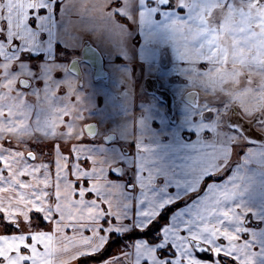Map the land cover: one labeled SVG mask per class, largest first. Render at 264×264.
Segmentation results:
<instances>
[{
	"label": "crops",
	"instance_id": "1",
	"mask_svg": "<svg viewBox=\"0 0 264 264\" xmlns=\"http://www.w3.org/2000/svg\"><path fill=\"white\" fill-rule=\"evenodd\" d=\"M148 1L136 2L135 21H130L127 15L130 13H125L131 2H79L80 13H86L88 18L83 32L77 36L82 43L88 40L100 51L108 79L94 80L90 72L88 75L84 72L85 89L80 88L71 100L76 101L79 109L90 106L92 119L88 121L96 122L105 134L129 137L136 156L132 228H146L165 207L179 204L160 227L154 242L138 237L122 245L123 254L116 251L103 262L90 264H264V128L253 126L257 138L247 132L240 134L237 127H231L234 129L231 132L224 127L200 132L187 128L188 137L172 140L151 141L139 137L159 133L154 114L148 116L151 126L142 118L151 109L163 108L161 100L142 89L143 77L155 78L171 95L173 103L187 93V101H193L197 93L194 88L174 90L169 79L148 74L139 64L135 44L140 42L142 23L151 15L147 12L144 16L146 7L154 4L156 13H161L156 8L157 2ZM62 3L59 0H0V54L15 62L22 61L27 69L41 65L35 57L48 62L55 60L58 47H68L67 40L74 37L73 31L77 33L71 25L74 15L69 13V8L58 11ZM118 15L126 20L118 19ZM152 18L158 19L154 15ZM129 21L131 27L127 26ZM123 38L134 48L125 56L118 51L125 44ZM13 43L16 49L12 48ZM26 52L34 58L24 55ZM65 69L70 84L68 79L64 83L60 80L57 87L65 91L66 104V96L77 84V78L68 70V64ZM86 87L91 91L83 94ZM151 103L154 105L149 107ZM246 112L241 113L244 118L256 120L254 116L248 118ZM177 131L178 128L167 132ZM3 152L10 157L17 156L18 160L3 163L8 171L0 167V214L5 223L18 227L12 232L5 231V223L0 227V264H56L51 230L34 224L31 219L33 211L40 212L48 221V201L43 197L42 188L33 179L27 184L21 183L20 152L16 154L0 143V153ZM35 176L40 174L37 172ZM209 176L212 178L207 180ZM192 241L207 246L209 251H197ZM166 248L172 253L161 256L159 252Z\"/></svg>",
	"mask_w": 264,
	"mask_h": 264
},
{
	"label": "rangeland",
	"instance_id": "2",
	"mask_svg": "<svg viewBox=\"0 0 264 264\" xmlns=\"http://www.w3.org/2000/svg\"><path fill=\"white\" fill-rule=\"evenodd\" d=\"M102 1L106 0H59L63 3L58 11L69 8L74 15L71 25L77 33L73 31L74 37L67 40L68 47H58L52 62L35 57L41 65L27 69L22 61L15 62L0 54V143L16 154L20 152L21 183L33 179L42 188L48 201V221L40 217L53 234L56 264H73L79 256L100 250L112 238L111 232L121 236L133 229L142 230L131 226L136 156L129 137L118 135L106 142L102 128L96 135L88 136L83 123L92 119V109L87 105V109H79L76 101L71 100L80 87L76 84L70 89L66 104L65 91L58 89L60 80L69 82L65 68L71 57L79 54L82 43L77 35L83 32L88 16L80 13L79 2ZM107 1L131 2L125 11L130 13V21H135L136 2H147ZM219 1L171 0L169 7H156L160 14L154 4L147 5L144 16L147 12L151 15L142 23L140 42H135L139 64L144 72L169 79L174 90L194 88L199 95L196 107L181 98L165 105L162 102L163 108L145 113L142 119L150 126L148 116L155 115L159 133L139 137L172 140L188 137L187 128L198 132L226 129L225 120L235 107L241 113L247 110L246 115L254 116L257 125L264 128V65L260 63L264 64V2ZM112 6L116 7L115 3ZM152 15L158 19L154 20ZM117 18L126 20L119 15ZM130 21L128 27L132 26ZM124 40L118 51L125 56L134 48L129 40ZM82 67L88 75L90 68L85 64ZM21 77L30 79L32 87L22 88L18 84ZM86 90L82 93L91 91L87 87ZM205 112L210 113L209 118H204ZM257 119L263 121L259 123ZM177 128L174 134L167 132ZM232 130L228 128V132ZM28 152L34 154L33 159L27 157ZM12 159L16 161L18 157L0 153L1 169L8 171L4 162ZM115 166H121L120 175L113 174ZM37 172L40 176H35ZM36 214L39 217L41 213ZM31 219L37 223L32 214ZM2 224L0 220V227ZM122 245L111 253L123 254ZM168 248L159 254H171Z\"/></svg>",
	"mask_w": 264,
	"mask_h": 264
},
{
	"label": "flooded vegetation",
	"instance_id": "3",
	"mask_svg": "<svg viewBox=\"0 0 264 264\" xmlns=\"http://www.w3.org/2000/svg\"><path fill=\"white\" fill-rule=\"evenodd\" d=\"M158 5V4H157ZM171 6V5H170ZM160 7V6H159ZM169 7V6H168ZM162 8H164V7H162ZM0 37H1V33H0ZM86 40H84L83 41V43L85 42ZM88 41V40H87ZM89 42V41H88ZM83 43H82V46L80 47V49H79V54L78 55H74L73 57H71V59L68 61V70L71 72V73H73L70 69H69V63H70V61L74 58V57H78V56H80L81 55V50H82V47H83ZM90 43V42H89ZM14 44V45H13ZM12 45V48L13 49H16V44L15 43H13ZM91 44V43H90ZM92 45V44H91ZM94 46V45H93ZM24 55H26L27 57H30L31 59H33L34 57H31L32 55L31 54H29L28 55V53L26 52ZM102 55V54H101ZM103 57V56H102ZM82 64H85V66H87L88 68H90V73H91V75H92V77H93V79L94 80H104V81H106L107 79H108V71H106L107 72V77L106 78H94V76H93V68H92V66L89 64V63H87V62H85V61H81L80 62V70H81V76L79 77V76H77L75 73H73L75 76H76V78H77V84H78V87H80L81 89H83L84 88V83H83V76H84V70H83V67H82ZM103 67H104V58H103ZM105 69V68H104ZM18 84H19V80H18ZM20 85V84H19ZM32 81H31V84H30V86L29 87H27V88H31L32 87ZM147 85L150 87V90H148L147 89ZM22 87V86H21ZM141 87H142V89H144L146 92H148V93H150V94H152V95H154L155 97H157L159 100H161L163 103H164V105L165 104H168V103H171V101H172V97H171V95L168 93V91L166 90V89H164L163 87H161V85H160V83L155 79V78H152L151 76H145V77H143L142 78V81H141ZM22 88H26V87H22ZM63 90V89H62ZM158 91L159 92H162V94H159L158 93ZM187 96H188V93L185 95V96H183V99L185 100V102L186 103H188V104H190L191 106H194V107H196V105H197V103H196V101H197V99H198V94L197 93H195V95H194V98H193V101L191 100V101H187ZM232 115L230 116V117H228L227 118V120H225V127L228 129V128H235V127H237L236 129L238 130V132H240V134H245L246 132L251 136V137H256L257 138V135H258V133L252 128L255 124H258V121H256V120H248V119H246V118H244L243 116H242V114H241V112H239L238 110H237V108L235 107L232 111ZM207 112H205L204 113V115L206 114ZM255 115V114H254ZM252 117V119H253V116H249V118H251ZM206 118V117H205ZM258 120V119H257ZM89 122V121H88ZM91 122V121H90ZM92 122H94V121H92ZM87 122H85L84 124H83V130H84V125L86 124ZM96 123V122H95ZM96 126H97V123H96ZM235 129V130H236ZM97 131H98V126H97ZM97 131H96V133H97ZM96 133H95V135H96ZM109 134H105V135H103L104 136V141H106V142H108L107 140H106V136H108ZM114 135V134H113ZM92 137V136H91ZM114 139H116V136L114 135V137L111 139V140H109V141H112V140H114ZM124 147V146H123ZM126 150V149H125ZM114 174V173H113ZM0 220H2L3 221V223H5L4 222V220H3V217L1 216V214H0ZM15 226L16 227H18L16 224H11V223H5V229H7L8 227H12V228H15ZM16 229V228H15ZM207 251H209V249L207 250ZM161 255V254H160Z\"/></svg>",
	"mask_w": 264,
	"mask_h": 264
},
{
	"label": "water",
	"instance_id": "4",
	"mask_svg": "<svg viewBox=\"0 0 264 264\" xmlns=\"http://www.w3.org/2000/svg\"><path fill=\"white\" fill-rule=\"evenodd\" d=\"M263 1V0H262ZM157 4L160 7H168L171 5V0H157ZM85 61L89 63L93 68V76L94 78H106L107 72L103 67V57L100 53V51L93 45H91L87 40L83 43V47L81 50V55L78 57H74L70 63H69V69L75 73L77 76H81V70H80V62ZM19 84L22 87H29L31 84V80L25 77H21L19 79ZM210 113H206L205 117H209ZM84 131L88 136H94L97 131V126L95 122H88L84 125ZM114 137L113 134H109L106 136V140L109 141ZM27 157L30 159L34 158V154L32 152L27 153ZM112 172L115 175L121 174V166H115L112 168ZM193 247L199 251H207V246L200 244L199 242L192 241Z\"/></svg>",
	"mask_w": 264,
	"mask_h": 264
},
{
	"label": "trees",
	"instance_id": "5",
	"mask_svg": "<svg viewBox=\"0 0 264 264\" xmlns=\"http://www.w3.org/2000/svg\"><path fill=\"white\" fill-rule=\"evenodd\" d=\"M212 177L209 176L207 180H210ZM179 204L175 203L173 205L165 207L156 217L155 220H153L145 229H133L130 232H127L121 236H117L114 232L110 233V240L105 244L104 247H102L100 250L79 256L73 264H88L92 262H101L105 258H107L110 253L113 251V249L120 247L124 242L131 241L137 237H145L148 240L154 242L157 239V232L167 220L170 212L173 210L174 206ZM37 212H32V217L36 219L38 225L41 227H47L48 223L43 221V219L37 216ZM15 230L12 227H8L5 229L7 232H12Z\"/></svg>",
	"mask_w": 264,
	"mask_h": 264
},
{
	"label": "bare ground",
	"instance_id": "6",
	"mask_svg": "<svg viewBox=\"0 0 264 264\" xmlns=\"http://www.w3.org/2000/svg\"><path fill=\"white\" fill-rule=\"evenodd\" d=\"M147 86H148V85H147ZM148 90H150V87H149V86H148ZM158 93H159V94H162V92H159V91H158ZM196 103H197V101H196ZM252 128H253V127H252Z\"/></svg>",
	"mask_w": 264,
	"mask_h": 264
}]
</instances>
